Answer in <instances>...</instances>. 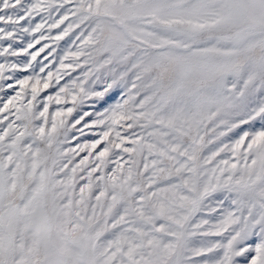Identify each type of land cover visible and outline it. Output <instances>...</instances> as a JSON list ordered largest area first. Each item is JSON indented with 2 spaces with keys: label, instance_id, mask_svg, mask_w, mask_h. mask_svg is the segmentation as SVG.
Returning a JSON list of instances; mask_svg holds the SVG:
<instances>
[{
  "label": "snow or ice",
  "instance_id": "obj_1",
  "mask_svg": "<svg viewBox=\"0 0 264 264\" xmlns=\"http://www.w3.org/2000/svg\"><path fill=\"white\" fill-rule=\"evenodd\" d=\"M0 264H264V0H0Z\"/></svg>",
  "mask_w": 264,
  "mask_h": 264
}]
</instances>
